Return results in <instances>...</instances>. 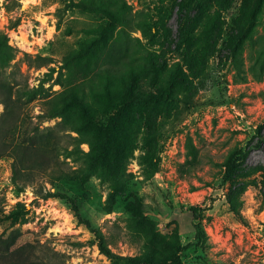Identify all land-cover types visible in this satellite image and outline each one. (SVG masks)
I'll return each instance as SVG.
<instances>
[{
  "label": "rangeland",
  "instance_id": "rangeland-1",
  "mask_svg": "<svg viewBox=\"0 0 264 264\" xmlns=\"http://www.w3.org/2000/svg\"><path fill=\"white\" fill-rule=\"evenodd\" d=\"M61 1L0 0V33L6 34L8 43L16 49L8 65L0 67V82L33 86L48 66L55 67L56 76L62 57L86 36L81 30L104 20L75 8L62 10ZM124 1L129 6L126 31L132 40L133 59L138 58L139 47L149 46L170 70L182 69L192 85L191 93L170 112L166 124L169 131L162 141L156 170L141 168L140 142L128 159V201L140 209V213L132 211L133 218L139 224L154 223L169 247L191 244L182 253V264H264V4L251 38L233 59L224 30L218 35L212 23L195 26L192 19L196 14L192 11L175 6L168 20L159 25L158 0ZM57 8L61 11L56 12ZM220 15L227 20L225 13ZM16 18L19 24L11 28L10 21ZM143 26L151 29L154 44L142 36ZM183 28L191 30L196 40L203 31L201 43L213 51L187 56L181 44ZM36 56L51 62L39 67ZM79 68L74 65L62 69L65 85L84 79V74L77 72ZM62 86L54 84L51 91L60 92ZM42 101L36 99L28 105L32 122ZM56 121L51 119L41 126ZM234 147L247 149V155L232 180L221 185V164ZM81 148L86 151L87 145L81 144ZM64 161L68 170L81 165L71 158ZM10 163V157L0 158V201L4 211L21 203L28 212L20 226L18 243H32L37 249L55 252L58 261L65 264H129L124 258L140 252L143 239L135 235L138 224L131 222L129 202L122 195L107 211L108 188L100 181L98 170L86 183L67 182L62 186L77 188L82 215L99 228L108 250L123 257L112 261L90 243V233L76 222L64 200L39 198L32 186L15 193L10 184ZM41 183L50 187L46 178ZM190 207L201 214L204 249L194 243Z\"/></svg>",
  "mask_w": 264,
  "mask_h": 264
},
{
  "label": "trees",
  "instance_id": "trees-1",
  "mask_svg": "<svg viewBox=\"0 0 264 264\" xmlns=\"http://www.w3.org/2000/svg\"><path fill=\"white\" fill-rule=\"evenodd\" d=\"M61 3L62 10L75 8L104 20L81 30L86 36L62 57L56 76H53L55 67L48 66L36 85L0 82V158H11L10 184L15 193L32 186L39 198L64 200L76 222L90 233V243L100 255L112 261L123 257L108 250L99 228L82 215L81 194L77 188L62 185L86 183L98 170L100 181L108 188L107 211L123 196L128 201L129 185L125 177L128 159L140 142L141 168L145 171V166H149L152 172L156 170L161 144L169 131L166 124L170 121V112L184 95L191 93L192 85L182 69L170 70L149 46L139 47V56L133 59L132 40L126 31L130 24L129 6L124 0H62ZM157 4L159 25L164 24L178 6L196 14L192 19L195 26H200L201 22L212 23L218 35L224 30L229 54L235 59L244 42L251 38L264 0H158ZM61 9L57 8L56 12ZM222 12L227 22L220 15ZM18 24V18L10 21L11 28ZM59 25L57 23V27ZM117 27L120 28L116 36ZM141 29L147 42L154 44L149 26ZM192 34L191 30L183 28L181 44L187 56L213 51L209 45L201 43L203 31L198 40ZM15 51L7 35L0 33V67L8 65ZM34 60L39 67L51 62L41 56ZM74 65L80 66L77 72L84 74V79L65 85L64 79L61 80L62 69L69 70ZM54 84L64 85L63 89L54 94L51 91ZM36 99L43 101L39 113L34 115L36 121L32 122L28 105ZM51 119L57 121L51 126H41ZM81 144L87 145L86 151ZM247 152L242 147L228 151L221 164V185L232 180ZM66 158L80 161L81 165L68 170ZM42 178L47 179L49 188L41 183ZM128 202L131 222L138 224L135 235L142 238L143 243L137 255L124 259L129 264H182V253L191 244L167 246L154 223L139 224L133 218L132 211L136 214L140 209ZM189 211L194 243L204 249L206 238L200 225L201 214L196 207H190ZM27 214L21 203L4 211L0 201V264H65L58 261L55 252L52 255L32 243H18L20 226L26 222Z\"/></svg>",
  "mask_w": 264,
  "mask_h": 264
}]
</instances>
